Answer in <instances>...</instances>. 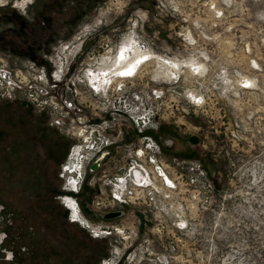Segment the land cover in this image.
I'll list each match as a JSON object with an SVG mask.
<instances>
[{
    "label": "rangeland",
    "instance_id": "obj_1",
    "mask_svg": "<svg viewBox=\"0 0 264 264\" xmlns=\"http://www.w3.org/2000/svg\"><path fill=\"white\" fill-rule=\"evenodd\" d=\"M124 41L138 48L132 63ZM60 43L76 45L64 81L81 97L92 91L77 72L86 65L117 69L90 84L97 91L169 93L153 135L184 170L199 164L213 194L199 185L187 197L183 187L170 218L126 206V217L102 220L103 183L80 174L68 184L81 137L0 100V264H264V0H0V52L49 69L45 56ZM124 68L135 76L121 83ZM64 199L90 228L72 221Z\"/></svg>",
    "mask_w": 264,
    "mask_h": 264
},
{
    "label": "built area",
    "instance_id": "obj_2",
    "mask_svg": "<svg viewBox=\"0 0 264 264\" xmlns=\"http://www.w3.org/2000/svg\"><path fill=\"white\" fill-rule=\"evenodd\" d=\"M74 48L73 43L53 47L45 56L49 69L30 59H13L0 52V100L31 107L35 113L48 115L50 126L66 135L77 133L81 137L73 148L72 154L76 153L77 160L72 174L77 173V178L72 180L77 186L81 174L103 183L102 197L95 199L97 216L105 220L106 214L119 212L116 219H121L127 216L126 206L137 209L146 206L157 211L152 216L154 221L170 218L173 215H168L167 209L176 207L183 187L185 195L191 197L194 193L192 187L206 186L211 198L212 182L201 166L193 164L184 170L185 162L166 157L153 135L157 129L153 122L158 111L172 109L165 100L169 93H122L125 91L122 85L100 92L87 84L92 91L85 87V96L81 97V93L75 88L72 90L64 81L71 59L76 55L74 52L70 56ZM86 66L87 69L77 71L81 78L91 68ZM129 72L130 75L125 74ZM133 76L135 72L128 69L122 71L116 80L124 83ZM75 80L76 76L71 78L72 86ZM110 89L115 93H109ZM172 94L175 93L170 96ZM115 95L118 96L116 101L112 100ZM129 99L136 105L130 107ZM87 103L91 107L89 117L84 112ZM114 103H123L125 110L113 112ZM97 116L99 123L93 122ZM117 120L121 123L116 124ZM93 164L97 165L95 170H91ZM111 220L114 219L106 221ZM133 221L141 223L136 217ZM107 228L117 231L114 226ZM3 242L0 237V246Z\"/></svg>",
    "mask_w": 264,
    "mask_h": 264
},
{
    "label": "bare ground",
    "instance_id": "obj_3",
    "mask_svg": "<svg viewBox=\"0 0 264 264\" xmlns=\"http://www.w3.org/2000/svg\"><path fill=\"white\" fill-rule=\"evenodd\" d=\"M124 44H123V50H122V52H121V54H123V57L125 58V60L128 62L129 61V63H132L133 61L131 60L132 59V57L131 58H129L127 55H129V54H132V53H130V51L129 50H134L133 52V54H136V51H137V49L138 48H136L135 46L136 45H130V43H128L127 41H124L123 42ZM131 51V52H132ZM74 52H76V48H75V50L71 53V55L73 56V54H74ZM105 64V63H104ZM128 67V66H127ZM129 68V67H128ZM128 68H124V69H121V70H119V71H127L128 70ZM109 69H111V68H108V69H106V70H108V72H106V73H103V74H99V72H97V71H95V69L94 70H92L91 69V72H89V73H87V74H84V76H86V78H87V80H88V82H89V84H96V85H98V87L100 86V85H102V83L104 82V81H106L107 79H109L110 78V76H112V74L114 73V71L115 70H117V69H115V70H112L113 72H111ZM116 72V71H115ZM86 80V79H85ZM79 81V80H78ZM108 82V81H107ZM75 159L77 160V158H76V156L73 158V160L75 161ZM69 168H67L66 170H68ZM70 173H73V170H71L70 171ZM78 215H79V213H78ZM80 220L81 221H83V218H80ZM85 224H86V226L87 227H89L90 228V224H88L86 221H85Z\"/></svg>",
    "mask_w": 264,
    "mask_h": 264
},
{
    "label": "flooded vegetation",
    "instance_id": "obj_4",
    "mask_svg": "<svg viewBox=\"0 0 264 264\" xmlns=\"http://www.w3.org/2000/svg\"><path fill=\"white\" fill-rule=\"evenodd\" d=\"M76 156V155H75ZM73 159V158H72ZM71 187L74 186L75 181H71L70 183H68ZM70 191H73L71 189H69ZM63 205L66 206L69 210L72 211V221L77 222L79 221V224L84 225L86 228V224H85V220L84 218L80 215L81 213L78 211V207H76V204L74 203V201H72L71 199H64L63 201ZM79 213V215H78ZM77 218V219H76ZM80 218H83V221L80 220ZM87 222V221H86ZM88 223V222H87Z\"/></svg>",
    "mask_w": 264,
    "mask_h": 264
},
{
    "label": "crops",
    "instance_id": "obj_5",
    "mask_svg": "<svg viewBox=\"0 0 264 264\" xmlns=\"http://www.w3.org/2000/svg\"><path fill=\"white\" fill-rule=\"evenodd\" d=\"M10 106H11L12 109L16 110L18 113H21L20 115H22V114L25 115L27 113H32V110L30 108H28L27 106H25V105L11 104ZM158 139H160V137H157V140ZM168 152H170V151H168ZM38 162L42 163L43 161L41 160V161H38ZM54 166L55 165H52V167H54Z\"/></svg>",
    "mask_w": 264,
    "mask_h": 264
},
{
    "label": "water",
    "instance_id": "obj_6",
    "mask_svg": "<svg viewBox=\"0 0 264 264\" xmlns=\"http://www.w3.org/2000/svg\"><path fill=\"white\" fill-rule=\"evenodd\" d=\"M96 167H97V165H96V164H93V165L91 166V170H95ZM119 216H120V213H119V212H116V213H109V214H106V215L104 216V219H105V220L116 219V218H118Z\"/></svg>",
    "mask_w": 264,
    "mask_h": 264
},
{
    "label": "snow or ice",
    "instance_id": "obj_7",
    "mask_svg": "<svg viewBox=\"0 0 264 264\" xmlns=\"http://www.w3.org/2000/svg\"><path fill=\"white\" fill-rule=\"evenodd\" d=\"M126 75H130L131 73L129 72V73H125Z\"/></svg>",
    "mask_w": 264,
    "mask_h": 264
}]
</instances>
